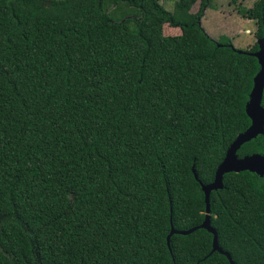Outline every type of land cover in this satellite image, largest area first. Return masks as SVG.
Masks as SVG:
<instances>
[{"label": "trees", "instance_id": "1", "mask_svg": "<svg viewBox=\"0 0 264 264\" xmlns=\"http://www.w3.org/2000/svg\"><path fill=\"white\" fill-rule=\"evenodd\" d=\"M121 1L133 24L105 0H0V264H230L203 229L166 238L205 219L259 47L211 38L210 0ZM238 13L263 39L264 0ZM253 154L264 134L237 151ZM209 203L233 264H264V178L225 174Z\"/></svg>", "mask_w": 264, "mask_h": 264}, {"label": "water", "instance_id": "2", "mask_svg": "<svg viewBox=\"0 0 264 264\" xmlns=\"http://www.w3.org/2000/svg\"><path fill=\"white\" fill-rule=\"evenodd\" d=\"M257 45L259 47V50L258 52L254 53L253 56L258 60L260 72L256 75L253 80V89L245 108L246 114L250 119L251 124L245 132L239 134L236 137L234 142L228 148L223 161L216 170L214 181L209 185H201L206 205V216L202 224L198 227L186 231H178L171 227L170 233L166 238L168 247L171 236H186L198 229H203L212 235L211 253L218 252L219 254L225 256L230 264H233L229 254L225 253L219 247L217 233L211 227L209 215V197L212 191H217L223 188V176L225 174L240 173L247 171L258 175L261 178H264V156L260 154H253L242 158H238L237 156V151L243 144L255 139L259 135L264 134V107L261 106L262 93L264 89V38L257 40ZM193 174L194 178L198 180L194 169Z\"/></svg>", "mask_w": 264, "mask_h": 264}, {"label": "rangeland", "instance_id": "3", "mask_svg": "<svg viewBox=\"0 0 264 264\" xmlns=\"http://www.w3.org/2000/svg\"><path fill=\"white\" fill-rule=\"evenodd\" d=\"M258 0H210L205 8L203 17L200 19V26L213 39L220 36L228 38L234 47L241 50H248L257 40L255 32L257 25L254 21L243 19L239 9H249ZM168 12H173L177 0H158ZM199 1L192 8L196 12ZM104 9L113 21L121 22L126 19L131 23L137 19L136 11L121 0H105ZM245 21V22H243ZM130 23V24H131ZM181 33L178 28L164 26L163 35L166 37L176 36Z\"/></svg>", "mask_w": 264, "mask_h": 264}, {"label": "crops", "instance_id": "4", "mask_svg": "<svg viewBox=\"0 0 264 264\" xmlns=\"http://www.w3.org/2000/svg\"><path fill=\"white\" fill-rule=\"evenodd\" d=\"M243 22H245V21H243Z\"/></svg>", "mask_w": 264, "mask_h": 264}]
</instances>
